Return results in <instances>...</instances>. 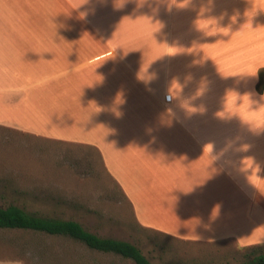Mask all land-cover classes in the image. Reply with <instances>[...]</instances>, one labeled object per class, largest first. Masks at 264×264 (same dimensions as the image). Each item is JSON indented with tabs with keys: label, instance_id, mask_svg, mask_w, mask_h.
<instances>
[{
	"label": "crops",
	"instance_id": "crops-1",
	"mask_svg": "<svg viewBox=\"0 0 264 264\" xmlns=\"http://www.w3.org/2000/svg\"><path fill=\"white\" fill-rule=\"evenodd\" d=\"M209 4L223 24L253 12L254 30L230 47L215 46L217 37L194 25ZM184 6L0 0V126L99 152L141 228L191 243L232 242L241 264L264 247V132L216 113L230 89L264 92V32L255 30L264 25V0ZM193 42L207 46L169 55ZM217 66L258 72L224 77ZM173 79L183 87L169 100ZM201 83L205 91L191 103L204 111L188 114L181 101Z\"/></svg>",
	"mask_w": 264,
	"mask_h": 264
},
{
	"label": "rangeland",
	"instance_id": "rangeland-1",
	"mask_svg": "<svg viewBox=\"0 0 264 264\" xmlns=\"http://www.w3.org/2000/svg\"><path fill=\"white\" fill-rule=\"evenodd\" d=\"M10 204L130 241L155 264H240L233 258L237 247L232 242L191 243L141 228L99 152L0 126V206ZM0 264L136 263L70 237L0 228Z\"/></svg>",
	"mask_w": 264,
	"mask_h": 264
},
{
	"label": "clouds",
	"instance_id": "clouds-1",
	"mask_svg": "<svg viewBox=\"0 0 264 264\" xmlns=\"http://www.w3.org/2000/svg\"><path fill=\"white\" fill-rule=\"evenodd\" d=\"M187 0H168V7L175 5L177 7H185ZM208 13L207 15H205ZM247 19L243 23L237 24L238 17L233 15L229 18L227 24H223V14L216 16L211 14V6L205 5L201 6L197 14V18L194 21L196 29L203 36H215V46L217 47H230L233 42L240 39L245 35L246 32L253 31L252 17L253 12H247L243 14ZM84 16V13H83ZM151 18V17H150ZM235 26V27H234ZM255 30L264 32V25H257ZM226 38V39H225ZM207 46L206 43H196L193 42L191 47H176L178 49H188V51H176L172 54L180 52L197 53L203 52V47ZM172 47V46H169ZM237 57L244 55L243 52H238ZM207 59V58H205ZM214 63V58H210ZM199 62V61H198ZM239 63V60H237ZM217 71L224 77L229 76H252L257 75V71L249 70L248 68L241 67L236 71L222 73V70L217 66ZM143 79V78H140ZM148 80V79H143ZM176 85L180 87L177 88ZM183 85L176 79H173L170 83L167 99L172 100L180 96ZM205 91V85L201 83L200 87L196 90L192 97L184 99L181 101V107L186 111V113L191 114L195 112H203L204 108L202 106H196L191 103L196 97H199ZM216 116L221 119H231L237 118L241 125L246 126L247 129L253 133L264 132V92L259 94L253 92L239 93L236 90H228L224 97L222 110L216 113ZM211 145V144H208ZM207 146V145H206ZM231 146V142H228L225 146ZM248 147L246 144L239 146L240 150H244ZM212 148V145H211Z\"/></svg>",
	"mask_w": 264,
	"mask_h": 264
},
{
	"label": "trees",
	"instance_id": "trees-1",
	"mask_svg": "<svg viewBox=\"0 0 264 264\" xmlns=\"http://www.w3.org/2000/svg\"><path fill=\"white\" fill-rule=\"evenodd\" d=\"M0 228L25 229L66 236L80 241L90 249L115 253L133 260L136 264H155L130 241L100 236L76 220L41 215L16 204L0 206ZM241 264H264V247L252 248L244 255Z\"/></svg>",
	"mask_w": 264,
	"mask_h": 264
}]
</instances>
